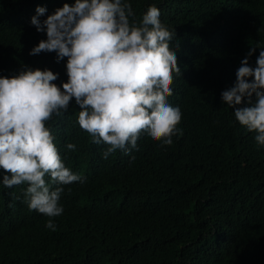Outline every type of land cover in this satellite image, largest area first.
I'll return each instance as SVG.
<instances>
[{"label": "trees", "instance_id": "obj_1", "mask_svg": "<svg viewBox=\"0 0 264 264\" xmlns=\"http://www.w3.org/2000/svg\"><path fill=\"white\" fill-rule=\"evenodd\" d=\"M74 2L0 0V31L15 29L28 48L12 75L27 65L58 73V86L67 82L55 52L29 55L47 39L31 18L38 6L51 15ZM128 2L136 20L155 5L176 30L170 46L179 43L173 51L181 74L167 102L181 109L182 135L162 146L142 133L135 149L104 159L107 146L80 128L73 99L46 126L55 128L65 166L84 182L63 186L55 231L28 208L27 185L0 183V264H264V146L221 99L249 50L256 48L249 58L255 67L264 49V0Z\"/></svg>", "mask_w": 264, "mask_h": 264}, {"label": "clouds", "instance_id": "obj_2", "mask_svg": "<svg viewBox=\"0 0 264 264\" xmlns=\"http://www.w3.org/2000/svg\"><path fill=\"white\" fill-rule=\"evenodd\" d=\"M35 12L32 28L46 32L47 39L29 55L55 52L68 79L58 86V73L27 65L12 75L27 44L15 29L0 31V183L27 185L28 208L48 217L45 227L55 231L54 218L63 213V186L83 183L84 177L65 166L54 143L55 128L46 124L58 121L74 99L80 128L92 143L107 146L104 159L135 149L142 133L171 145L174 135H182L181 109L167 102L174 75L181 74L173 51L179 43L170 46L176 30L161 22L155 5L139 20L128 0H75L51 15L40 6ZM255 51L252 47L241 61L234 86L222 91L221 99L264 146V49L252 67ZM66 147L76 151L75 144Z\"/></svg>", "mask_w": 264, "mask_h": 264}]
</instances>
